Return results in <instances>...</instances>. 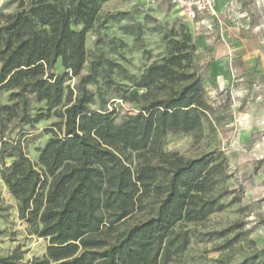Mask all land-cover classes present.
<instances>
[{
	"label": "trees",
	"instance_id": "1",
	"mask_svg": "<svg viewBox=\"0 0 264 264\" xmlns=\"http://www.w3.org/2000/svg\"><path fill=\"white\" fill-rule=\"evenodd\" d=\"M97 11L96 0H79L71 8L35 0L0 25V54L29 50L0 84L11 101L0 104V174L18 200L19 218L40 224L39 235L47 239L46 252L31 264H168L190 243V230L182 223L221 211L222 198L231 193L228 188L214 193L225 170L219 150L182 158L163 149L168 133L201 136L213 108L197 73L179 68L178 54L147 68L135 86L147 89L143 95L159 86V93L119 122L111 112L90 106L93 92L86 85L96 74L82 76L74 97L72 91L65 96L66 78L84 63L83 37ZM79 23L85 26L74 33L81 37L36 50L41 26L61 25L62 31ZM59 58L67 71L56 74ZM171 83L176 86L163 90ZM32 98L44 101L57 117L52 126L61 132L37 149L38 167L24 151L23 135L7 129L12 120L17 125L43 116H31ZM6 157L12 158L8 165ZM151 192L158 196L155 212L109 238L105 230L141 211ZM16 258L13 253L0 264Z\"/></svg>",
	"mask_w": 264,
	"mask_h": 264
},
{
	"label": "rangeland",
	"instance_id": "2",
	"mask_svg": "<svg viewBox=\"0 0 264 264\" xmlns=\"http://www.w3.org/2000/svg\"><path fill=\"white\" fill-rule=\"evenodd\" d=\"M34 1L0 0V25L18 11L29 10ZM46 1L71 8L79 0ZM96 3L98 11L83 37L85 60L77 75L69 73L66 78L65 96L72 91L74 97L82 76L96 74L86 85L93 92L90 106L95 111L111 112L119 122L125 115L139 112L140 105L159 91V86H151L143 95L147 89L135 86L147 68L178 54L182 58L179 68L197 73L213 108L201 136L168 133L163 149L182 158L219 150L225 158V170L218 175L214 193L225 188L231 193L222 198L226 206L221 211L200 222L182 223L190 230V243L168 264H264V39L261 28L255 26L264 21V11L258 7L264 0H232L218 19L207 16L204 22L185 18L169 0ZM84 26L69 24L61 31V25L45 24L40 27L36 50L47 51L60 41L81 37L74 30ZM28 53L22 50L0 54V84ZM218 57L224 58V72L221 79L215 80L212 74L219 72L220 61H213L212 71L211 65ZM53 71H67L61 58ZM164 86L166 90L176 84ZM9 95L10 91L0 89V104L11 103ZM29 112L33 119L37 113L43 116L17 125L12 120L7 129L12 135H23L24 151L38 167L37 149L61 132L52 126L57 117L46 111L44 101L32 98ZM130 158L136 162L135 152ZM11 161L5 158L7 165ZM157 198L151 192L141 211L105 230L108 237H119L129 226L153 214ZM39 228L40 224L19 218L18 200L0 174V259L15 253L13 264H31L34 258L41 257L46 252L47 239L39 235Z\"/></svg>",
	"mask_w": 264,
	"mask_h": 264
},
{
	"label": "built area",
	"instance_id": "3",
	"mask_svg": "<svg viewBox=\"0 0 264 264\" xmlns=\"http://www.w3.org/2000/svg\"><path fill=\"white\" fill-rule=\"evenodd\" d=\"M180 11L181 14L191 20L204 22L207 16L219 18L216 11L217 0H169Z\"/></svg>",
	"mask_w": 264,
	"mask_h": 264
},
{
	"label": "crops",
	"instance_id": "4",
	"mask_svg": "<svg viewBox=\"0 0 264 264\" xmlns=\"http://www.w3.org/2000/svg\"><path fill=\"white\" fill-rule=\"evenodd\" d=\"M231 1L232 0H217V2H216L217 13L219 15H221L223 10L230 4ZM258 3H259V1H258ZM258 7L260 8V10L264 11V3L262 5H258ZM255 26H256V28H261L262 36L264 39V21L262 24H260V26H259V23H256ZM241 40H243V39H241ZM256 51L259 52L258 49H256ZM259 54H260V52H259ZM217 60L220 61V70L215 75L212 74V78H214L215 80L221 79L223 72H224V58H221V57H218V58H215L212 60L211 71H212V67H213V61H217ZM262 70L264 72V61L262 63Z\"/></svg>",
	"mask_w": 264,
	"mask_h": 264
}]
</instances>
